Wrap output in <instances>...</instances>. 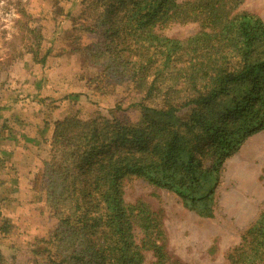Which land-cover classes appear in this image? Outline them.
Here are the masks:
<instances>
[{"label": "trees", "instance_id": "obj_1", "mask_svg": "<svg viewBox=\"0 0 264 264\" xmlns=\"http://www.w3.org/2000/svg\"><path fill=\"white\" fill-rule=\"evenodd\" d=\"M243 2L81 0L75 28L93 40L74 49L98 69L89 80L100 95L136 96L137 115L119 102L110 116L55 122L42 177L57 224L39 239L43 264H144L147 251L153 264H184L168 251L163 208L126 201L125 181L214 216L225 160L264 130V20ZM174 22L199 29L183 38L159 31ZM227 259L264 264V207Z\"/></svg>", "mask_w": 264, "mask_h": 264}, {"label": "rangeland", "instance_id": "obj_2", "mask_svg": "<svg viewBox=\"0 0 264 264\" xmlns=\"http://www.w3.org/2000/svg\"><path fill=\"white\" fill-rule=\"evenodd\" d=\"M81 8V0H0V264L45 262L47 254L36 252L43 248L39 239L57 224L42 177L43 162L52 155L55 122L76 113L110 116L119 102L131 119L137 115L129 106L136 96L122 90L100 95L89 80L98 69L85 66L74 49L93 40L75 28ZM240 8L264 20V0H244ZM198 29V23L174 22L159 31L183 38ZM214 191L211 218L185 208L174 192L139 178L125 181L124 197L163 208L174 259L229 264L227 254L264 207V130L225 160ZM144 264H153L149 251Z\"/></svg>", "mask_w": 264, "mask_h": 264}]
</instances>
